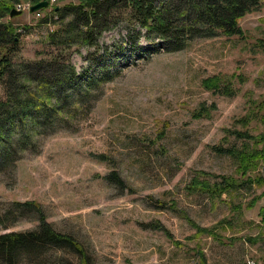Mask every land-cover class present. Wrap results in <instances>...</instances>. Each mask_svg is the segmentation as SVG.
Here are the masks:
<instances>
[{
  "label": "rangeland",
  "instance_id": "374dc122",
  "mask_svg": "<svg viewBox=\"0 0 264 264\" xmlns=\"http://www.w3.org/2000/svg\"><path fill=\"white\" fill-rule=\"evenodd\" d=\"M45 1L35 12L28 11L30 0L8 2L9 10L19 13L0 17L18 34L11 45L13 64L57 56L79 73L104 50L125 47L127 31L141 29L117 14L95 46L51 45L46 32L61 27L56 10L78 0ZM260 2L238 20L240 35L194 37L167 52L155 50L158 40L147 41L141 29L137 43L146 51L96 61L115 65L104 75L110 79L97 85L101 93L95 101L87 96L79 105L69 104L72 111L60 112L62 123L36 134L34 142L13 146L9 137L8 158L0 163L1 217L11 202L33 200L54 230L80 243L86 264H200L201 259L204 264H264V224L258 215L264 207V159L241 178L235 159L215 150L254 146L234 131L264 133L255 119L239 123L249 102L264 91ZM212 75L230 83L233 94L203 87L202 80ZM79 106L81 111L73 112ZM198 111L202 115L196 116ZM110 171L122 187L105 179ZM227 175L241 182L218 197L187 188L192 178L211 183ZM3 220L7 227L0 233L36 225L27 211ZM58 254L77 262L66 250Z\"/></svg>",
  "mask_w": 264,
  "mask_h": 264
},
{
  "label": "trees",
  "instance_id": "16d2710c",
  "mask_svg": "<svg viewBox=\"0 0 264 264\" xmlns=\"http://www.w3.org/2000/svg\"><path fill=\"white\" fill-rule=\"evenodd\" d=\"M15 1L18 0H0V17L8 14L11 2ZM38 1L30 0V3ZM260 3V0H78L77 4H66L56 10V21L60 22L61 27L46 32V37L49 44L55 46L59 44L69 47L76 43L95 46L97 37L114 23V18L119 14L127 25L141 28L147 41L157 39L155 50L161 48L173 52L182 49L194 37H207L215 33L240 35L238 20L257 10ZM66 16L69 19L63 20ZM141 29L127 31L125 47L118 45L109 54L104 50L103 56L100 54L94 58V63L90 62L89 69L76 73L71 64L59 60L57 56L46 61L13 64L10 51L18 34L9 23L0 22V84L3 87V96L0 98V163L8 158L9 137H13V146L27 141L34 142L36 134L50 133L62 123L64 116L60 112L65 114L72 111L68 108L69 104L79 105L87 96H94L95 101L101 93L96 91L97 85L102 80L110 79L104 78V75L111 72L110 69L115 65L111 62L100 66L95 62L110 54L124 58V52L136 54L146 51L145 46L137 43ZM96 66L98 72L92 71ZM220 82V76L212 75L203 79L201 84L212 92L233 94L230 83ZM80 107L73 108V112L81 111ZM88 110L89 106L86 111ZM200 115L201 111L196 112V116ZM251 119L264 125V91L259 100L249 102L248 111L241 116L239 123L244 124ZM234 134L250 141L254 146L216 147L215 150L235 159L236 169L243 178L248 170L256 169L264 159V133L254 136L243 130L234 131ZM257 144L261 147L257 148ZM105 179L122 187V182L114 171H110ZM219 179L209 183L192 178L187 188L190 192L200 191L218 197L241 182L228 175L220 176ZM26 211L33 215L36 225L23 231L0 233V264H19L22 261L37 264H86L80 243L70 235L54 230L46 221L40 205L33 200L11 202L3 215L5 217L16 213V216H20ZM258 215L264 224L263 206L259 208ZM4 217L0 214V227L3 228L7 227ZM194 228L198 232L211 231L210 228ZM65 250L74 254L77 262L58 254ZM200 264H204L202 259Z\"/></svg>",
  "mask_w": 264,
  "mask_h": 264
},
{
  "label": "water",
  "instance_id": "95a60500",
  "mask_svg": "<svg viewBox=\"0 0 264 264\" xmlns=\"http://www.w3.org/2000/svg\"><path fill=\"white\" fill-rule=\"evenodd\" d=\"M46 5H47V2L45 0H40V1L36 2V3H33V4L29 5L28 11L35 12V11L39 10L40 8L45 7ZM18 13H19V10L11 8L9 10V12H8V16L11 17L13 15H17Z\"/></svg>",
  "mask_w": 264,
  "mask_h": 264
},
{
  "label": "built area",
  "instance_id": "2783aa9c",
  "mask_svg": "<svg viewBox=\"0 0 264 264\" xmlns=\"http://www.w3.org/2000/svg\"><path fill=\"white\" fill-rule=\"evenodd\" d=\"M17 8H22L20 5H16ZM246 264H255V262H253L252 260H247Z\"/></svg>",
  "mask_w": 264,
  "mask_h": 264
}]
</instances>
